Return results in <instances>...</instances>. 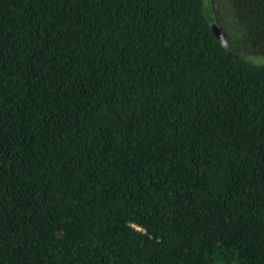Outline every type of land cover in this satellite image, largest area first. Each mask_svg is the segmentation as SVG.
Masks as SVG:
<instances>
[{"label": "trees", "instance_id": "obj_1", "mask_svg": "<svg viewBox=\"0 0 264 264\" xmlns=\"http://www.w3.org/2000/svg\"><path fill=\"white\" fill-rule=\"evenodd\" d=\"M0 264H264V0H0Z\"/></svg>", "mask_w": 264, "mask_h": 264}, {"label": "water", "instance_id": "obj_2", "mask_svg": "<svg viewBox=\"0 0 264 264\" xmlns=\"http://www.w3.org/2000/svg\"><path fill=\"white\" fill-rule=\"evenodd\" d=\"M213 35L221 42V37L219 35V31L216 26H212L211 28Z\"/></svg>", "mask_w": 264, "mask_h": 264}]
</instances>
